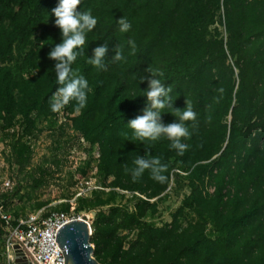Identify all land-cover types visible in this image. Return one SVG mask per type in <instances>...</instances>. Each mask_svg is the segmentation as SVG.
Segmentation results:
<instances>
[{"label": "trees", "instance_id": "trees-1", "mask_svg": "<svg viewBox=\"0 0 264 264\" xmlns=\"http://www.w3.org/2000/svg\"><path fill=\"white\" fill-rule=\"evenodd\" d=\"M57 4L0 0V121L11 125L20 115L27 133L37 126L33 115L52 113L50 98L57 84L55 61L48 53L52 41L61 40L51 15ZM221 9L226 40L217 27L212 29ZM77 10L90 11L97 25L87 34L84 55L73 64L88 80L87 103L79 108L70 102L66 109L77 114L72 120L82 138L98 145L99 170L114 177L113 187L143 204L148 200L139 195L159 196L171 177L179 176L175 169L187 173L192 192L185 207L209 221L219 236L211 240L202 228L179 235L151 228L158 236L155 241L142 231L147 237L140 240V249H124L123 239H118L104 259L94 254L96 259L105 264L111 256L109 264L122 259L129 263L123 257L130 255L133 264H175L182 244L180 250L186 253H204L197 264H264V0H81ZM120 17L130 22L129 32L119 31ZM128 39L136 43L134 53L126 47ZM100 44H107L109 57L117 45H125L126 61H109L107 70H97L87 56ZM149 67L164 73L175 107L182 109L186 99L196 113L195 122L186 121L191 135L183 141L187 147L182 155L166 139L134 140L126 125L148 106L142 90ZM174 116L164 114L162 120L171 123ZM11 148L16 165L26 167L30 146L14 139ZM149 154L166 165L165 183L147 171L132 178L135 158ZM52 162L60 165L58 158ZM44 184L42 178L35 180V188ZM134 223L140 228L139 218L131 213L118 227L129 229ZM103 226L100 221L96 232L105 233Z\"/></svg>", "mask_w": 264, "mask_h": 264}, {"label": "rangeland", "instance_id": "rangeland-1", "mask_svg": "<svg viewBox=\"0 0 264 264\" xmlns=\"http://www.w3.org/2000/svg\"><path fill=\"white\" fill-rule=\"evenodd\" d=\"M223 21L224 10L221 9L212 29L217 27L221 37L226 40L228 34ZM228 63L233 65L230 56ZM33 117L37 119V126L29 128V133L20 115L11 125L0 121V181L11 178L13 182V189L4 198L5 209L13 221L52 210H64L80 216L91 223L90 242L95 247V256L101 259L110 253L118 239H123L124 249L132 246L135 250L140 249V240L147 237L140 235L142 231H147L155 241L158 236L151 232V228L165 229L172 235H179L188 228L189 233L202 228L205 237L211 240L219 238L216 228L209 221L200 219L195 210L185 207L184 201L192 192L187 173H178L177 178L171 177L169 186L157 197L147 199L138 194L142 200H148V204H143L140 199L132 200L130 192L112 186L114 177L105 175L98 168V145L84 141L81 133L74 128L72 119L62 121L54 111L51 114L36 113ZM18 128L26 130L24 138L20 132L17 134ZM14 139L27 143L32 151L30 163L23 169L16 165L12 156ZM55 158L60 161L58 167L52 162ZM41 178L45 184L35 188V180ZM100 201L104 204L98 205ZM131 213L139 218L140 228H137L138 223L132 224L129 229L118 227L122 220H128ZM100 221L104 222L105 231L108 229L105 233L95 230ZM181 246L177 248L179 262L175 264H197L204 254L200 251L186 253L180 250ZM123 258H129L130 262L122 259L117 264H133L130 255ZM15 260L0 226V264H15ZM112 261L110 256L105 264ZM141 264H147V261Z\"/></svg>", "mask_w": 264, "mask_h": 264}, {"label": "clouds", "instance_id": "clouds-1", "mask_svg": "<svg viewBox=\"0 0 264 264\" xmlns=\"http://www.w3.org/2000/svg\"><path fill=\"white\" fill-rule=\"evenodd\" d=\"M80 3L81 0H58V4L51 9V15L55 17L54 23L61 36L59 43L50 39L52 44L48 53V58L55 61L57 88L50 98V108L54 112L70 102H75L79 108H83L87 103L88 80L73 69V64L78 57L84 55L87 34L95 28L97 19L90 11H78L77 5ZM117 24L121 33L129 32L132 27L123 17L119 18ZM126 47L134 53L135 41L128 39ZM124 48L125 45H117L109 57L107 44H100L92 50L90 57L87 56V62L97 70L105 71L109 61H126ZM148 72L150 76L147 78V87L142 90V96L146 97L148 106L141 115L130 119L126 125L131 129L134 140L144 143L166 139L170 142L169 147L182 155L187 147L183 141L191 135L186 121L195 122L196 113L192 109L191 101L186 99L182 109L174 106L172 88L165 86L164 73L160 69L149 67ZM143 79L145 78L142 77L141 80ZM172 113H175L174 120L164 123L162 116ZM133 163L134 167L130 169L133 179L141 177L147 171L153 180L161 184L166 182V165L161 163L159 157L150 154L137 156Z\"/></svg>", "mask_w": 264, "mask_h": 264}, {"label": "built area", "instance_id": "built-area-1", "mask_svg": "<svg viewBox=\"0 0 264 264\" xmlns=\"http://www.w3.org/2000/svg\"><path fill=\"white\" fill-rule=\"evenodd\" d=\"M68 105L55 111V116L62 121H68L76 115L66 109ZM17 130V134L20 132L23 137L25 129L18 128ZM25 136L28 139L31 138L30 135ZM175 171L182 173L178 169ZM12 189L11 178H4L0 181V226L5 232L8 248L12 250L14 259L20 258L23 262L26 259L30 263L25 249L27 247L32 252L37 264H65L64 252L56 241V235L63 225L75 219H82V217L69 214L66 211L52 210L45 214L31 215L25 220L17 219V224L14 225L4 204L5 196Z\"/></svg>", "mask_w": 264, "mask_h": 264}, {"label": "water", "instance_id": "water-1", "mask_svg": "<svg viewBox=\"0 0 264 264\" xmlns=\"http://www.w3.org/2000/svg\"><path fill=\"white\" fill-rule=\"evenodd\" d=\"M91 223L75 219L63 225L56 235V241L63 249L65 264H102L94 256V245L90 242ZM30 263L16 258L15 264H37L29 248L25 247Z\"/></svg>", "mask_w": 264, "mask_h": 264}, {"label": "bare ground", "instance_id": "bare-ground-1", "mask_svg": "<svg viewBox=\"0 0 264 264\" xmlns=\"http://www.w3.org/2000/svg\"><path fill=\"white\" fill-rule=\"evenodd\" d=\"M90 235H91V228H90Z\"/></svg>", "mask_w": 264, "mask_h": 264}]
</instances>
